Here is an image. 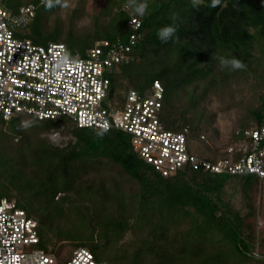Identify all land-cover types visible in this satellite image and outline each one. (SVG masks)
<instances>
[{
	"label": "trees",
	"instance_id": "16d2710c",
	"mask_svg": "<svg viewBox=\"0 0 264 264\" xmlns=\"http://www.w3.org/2000/svg\"><path fill=\"white\" fill-rule=\"evenodd\" d=\"M65 1L53 0L51 8L41 0L5 4L12 12L36 6L34 19L19 30L22 38L36 45L65 44L72 55L85 56L101 41L126 45L135 33L129 21L138 19L128 62L109 76L107 101L114 107L120 108L131 90L148 95L160 82L162 124L176 132L187 129L188 150L211 163L228 158L230 146L247 142L244 131L261 124L264 0H218L214 5L213 0H146L142 17L131 14L138 0H98L94 12L72 9L69 26L56 20L48 27ZM83 16L89 23L77 29ZM167 26L174 33L162 41L157 33ZM216 56L236 58L245 67L221 69ZM218 109L241 115L227 144L218 142ZM64 128L74 142L51 144L49 135ZM131 142L125 132L80 129L63 116L20 115L2 122L0 198L15 200L37 221L42 250L68 244L111 264L104 250L113 239L120 243L130 235L138 264H224L228 254L230 264H264V180L190 165L163 176Z\"/></svg>",
	"mask_w": 264,
	"mask_h": 264
},
{
	"label": "built area",
	"instance_id": "2783aa9c",
	"mask_svg": "<svg viewBox=\"0 0 264 264\" xmlns=\"http://www.w3.org/2000/svg\"><path fill=\"white\" fill-rule=\"evenodd\" d=\"M42 3L45 0H41ZM36 6L12 12L0 0V124L20 115L39 120L68 117L80 129L118 130L131 136L133 149L163 176L190 165L230 175L250 174L264 180V117L244 131L247 142L227 149L228 158L211 163L190 152L187 129L168 130L161 122L164 89L155 81L151 93L131 90L120 108L107 101L114 69L128 62L140 27L126 45L97 42L85 56L70 55L62 43L36 45L17 32L34 19ZM204 137L202 136V139ZM241 156L236 157V154ZM37 221L18 208L15 200L0 198V264H60L57 254L38 248ZM65 264H106L84 248L73 250Z\"/></svg>",
	"mask_w": 264,
	"mask_h": 264
},
{
	"label": "rangeland",
	"instance_id": "374dc122",
	"mask_svg": "<svg viewBox=\"0 0 264 264\" xmlns=\"http://www.w3.org/2000/svg\"><path fill=\"white\" fill-rule=\"evenodd\" d=\"M27 3V2H26ZM98 0H87L84 5L79 4V0H66L65 5L62 7L61 11L56 14L52 15L48 21V27H52V25L56 22V20H59L60 23H62V27L69 26L68 24V17L70 14V11L74 8H82L88 13L94 12L95 10L99 9ZM89 23V18L87 16H83L80 19L77 20L76 27L77 29H81L84 26H86ZM30 29L28 28L25 32V35L30 37ZM17 34L22 37L24 32L20 33V31L17 32ZM72 55V54H70ZM111 74H109L110 76ZM116 108V107H114ZM216 110V109H215ZM218 109V118L215 123V127L219 131V137L218 142L220 144H227V142L230 140L232 133L237 130V124L238 121L241 119V115L237 110H230L228 112H221ZM72 127H70L71 129ZM49 139L51 144L58 147H64L65 145L69 144L70 142H74L75 138L73 135H70L68 132V129H62L61 132H56L54 134L49 135ZM1 188V185H0ZM116 240H112V244L108 246L105 251V260L110 262L111 264H138V259L133 255V251L136 248L133 244V239L130 238V235L127 236L126 239L121 241L120 243L115 242ZM103 246V243H100ZM49 250H57L58 247L61 246L64 249L62 251H58L57 256L59 258L60 264H65V262L70 258L72 252L74 249H72L68 244H62L56 247H52L50 245ZM60 247V248H61ZM104 247V246H103ZM38 248H40L38 246ZM56 248V249H55ZM59 248V249H60ZM230 254L222 257V260L224 264H230L229 258ZM220 262V261H219ZM222 264V263H221Z\"/></svg>",
	"mask_w": 264,
	"mask_h": 264
},
{
	"label": "clouds",
	"instance_id": "9594fccd",
	"mask_svg": "<svg viewBox=\"0 0 264 264\" xmlns=\"http://www.w3.org/2000/svg\"><path fill=\"white\" fill-rule=\"evenodd\" d=\"M218 0H213V5L217 3ZM53 7V0H45V8H51ZM126 8H128V5H125ZM147 2L146 0H138L137 3H135L134 10L131 11V14L136 15V16H143L145 15L147 11ZM174 33V28L172 26H167L164 28H161L157 35L158 38L161 39L162 41H167L170 37L173 36ZM216 60L218 66L221 69H230L232 71L240 70L245 67L242 61L236 59V58H225L223 56H216L214 57Z\"/></svg>",
	"mask_w": 264,
	"mask_h": 264
}]
</instances>
